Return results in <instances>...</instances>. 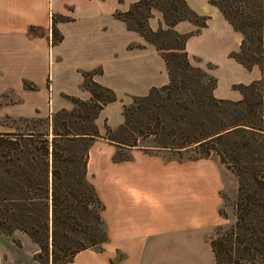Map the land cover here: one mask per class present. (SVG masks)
<instances>
[{
  "label": "crops",
  "instance_id": "obj_1",
  "mask_svg": "<svg viewBox=\"0 0 264 264\" xmlns=\"http://www.w3.org/2000/svg\"><path fill=\"white\" fill-rule=\"evenodd\" d=\"M138 1L0 0V120L29 119L38 113L47 117V107L71 110L74 104L66 96L91 101L83 74L92 72L91 80L116 97L95 119L99 135L121 126L128 99L146 97L169 84L160 53L115 17ZM184 1L199 16L211 14L207 26L186 42L187 56L193 58V39L204 36L216 45L213 19L230 25L209 0ZM53 21L61 36L55 45ZM148 26L152 31L165 27L162 13L153 11ZM195 29L188 21L174 27L179 34ZM51 49L53 55L59 54V62L52 65L50 80ZM59 82L66 86L57 88ZM235 93L229 100L241 98ZM213 94L225 99L218 93V83ZM118 150L104 138L93 140L89 147L86 178L104 204L107 241L101 250L79 252L74 264H205L208 253V264H213L211 234L219 220L223 188L215 162H180L172 153L169 158L167 153L137 147L129 149L128 160L116 161Z\"/></svg>",
  "mask_w": 264,
  "mask_h": 264
},
{
  "label": "trees",
  "instance_id": "obj_2",
  "mask_svg": "<svg viewBox=\"0 0 264 264\" xmlns=\"http://www.w3.org/2000/svg\"><path fill=\"white\" fill-rule=\"evenodd\" d=\"M209 4L215 6L233 31L241 36L238 52L230 53L229 57L248 71L256 66L260 78L233 89L241 95L238 101L210 97L205 102L209 107H184L193 118L184 121L186 111L177 114L180 116L176 119L179 122L175 134L179 139L175 146L165 148L174 152L203 150L201 158L214 152L237 179L235 222L210 242L214 264H264V0H209ZM142 6L147 7L146 13H141L143 18L136 20L137 28H132L128 17ZM152 9L162 13L166 29L152 31L148 28ZM119 14L115 16L127 29L138 32L165 61L169 84L160 90L169 92L174 84L176 86L179 75L183 84L191 81L186 74L192 68L185 45L207 26L208 17L197 15L184 0H139L129 11ZM183 21L192 23L196 29L186 34L177 33L174 27ZM157 36L169 37L177 45L164 49L155 40ZM60 40L53 21L52 44ZM179 57L183 59L182 67ZM171 59L178 60L175 73ZM201 72L208 77L205 71ZM83 75V87L91 93V101L100 105L92 115L89 131L73 134L66 125L59 131L56 120L64 122V116L73 114V111L61 109L55 113L50 144L45 140L48 131L0 134V235L11 236L14 231L26 234L39 249L33 260L40 264H70L79 252L98 245L102 247L107 241L102 219L104 204L86 179L88 150L96 138H104L122 148L136 146L135 139L131 144L115 139L112 135L115 130L110 128L106 129L104 137L99 135L95 119L104 106L116 101V97L111 90L91 80L92 72ZM208 79L214 90L216 79ZM25 86L34 88L28 83ZM97 90L106 92L109 97L103 98ZM66 99L77 100L70 96ZM126 126L127 120L117 132ZM83 143V169L76 174L74 169L79 166L76 156ZM86 191H89L90 201L85 196ZM89 202L96 205L93 213Z\"/></svg>",
  "mask_w": 264,
  "mask_h": 264
},
{
  "label": "rangeland",
  "instance_id": "obj_3",
  "mask_svg": "<svg viewBox=\"0 0 264 264\" xmlns=\"http://www.w3.org/2000/svg\"><path fill=\"white\" fill-rule=\"evenodd\" d=\"M146 9V6L134 9L133 15L128 17V23L132 28H137L136 20L143 18L141 13H146ZM153 11L159 10L152 9L151 14ZM117 13L119 14V12ZM204 17L211 19V14H204ZM50 18L52 20V15ZM149 19L147 21V26ZM166 28L167 27L165 26L161 29ZM211 29V31L217 35L216 45L215 43L214 45L207 43L204 36L191 41L190 49L193 51L195 57L188 58L189 65L192 70L186 71V74L191 78V81H187L183 84L182 77L179 75L176 86L174 84L169 92L153 90L148 97L128 99L129 104L123 106L122 111L124 122L127 120V126L119 132L115 129V132L112 133V135L115 139L124 140L129 144H131L135 139V147L143 149L148 153L164 152L167 153L169 158L172 153L175 159L180 162H193L200 159H209L212 163L215 162V166L222 173L223 188L220 192L222 203L219 208V220L213 227L211 234L212 240L223 233L235 222L234 201L238 187L237 179L224 167V165L219 162L218 156L214 152H211L210 156L207 158H201L203 157V150L174 152L173 150L165 147L175 146V142L179 139V136L175 134V127L179 122L176 119L180 116L177 114L186 111L184 107H209L205 102L210 99V97H214V90H212V82L209 81L208 78L211 77L216 79V86L218 83V93L224 96V100H229L230 96L236 94L233 89L237 88L240 84L248 85L252 81L258 80L260 78V71L256 66L253 67L252 70L248 71L229 57L230 53L238 52L241 41V36L234 32L230 26L222 24V20L219 21L218 19H213ZM155 40L164 49L177 45L173 39L169 37L166 38L157 36L155 37ZM225 51H228V60L224 56ZM163 53L170 55L168 54V51H164ZM58 55L59 54L57 53L53 55L52 49L49 51L48 64L50 80L52 75V65L56 61L59 62ZM178 60H180V66L182 67L183 59L179 57ZM178 60L171 59L174 73L175 63ZM62 66L64 68L65 63H63ZM181 70L178 69V72ZM64 71L66 72V76H68V65H66ZM201 71H205L208 77H204ZM64 86H66V84L64 85L61 82L57 84V88ZM98 91L103 98L109 97V94L106 92L97 90V92ZM71 102L74 104V107L67 111H73V114L64 116V122L56 120V126L59 131H63V125H66L71 133L83 134L90 130V127L92 126V115L98 110L97 107H100V105L98 102H84L78 99ZM47 108V117H41L38 113V115L29 119H1L0 134H27L30 130L36 134L47 133L48 131L49 136L46 137L45 140L47 139L48 144H50L55 113L61 109L55 110L54 107ZM185 113L187 114L184 121H189L193 118V114L189 113V111H186ZM94 140H97V138ZM84 148L85 146L83 143L81 145V150H79L78 155L76 156L79 160L78 168L74 169L76 174H80L83 169L82 154ZM118 148L119 150L117 152L116 159L123 160L129 158L130 148ZM60 167L62 171H64L63 164H61ZM61 187L64 190V185ZM88 192L89 191L85 192V196L89 199L90 194ZM89 207L92 210V213L96 211V205L90 203ZM92 213L90 214L91 221H93ZM0 239V264H40L39 262L33 260V256L39 252V249L26 234L20 231H14L11 236L2 235ZM100 247L101 245H98L97 247H93L91 249L99 250ZM204 261L205 264L211 262L209 253L206 257H203V262ZM58 264H60V262ZM70 264H74V259Z\"/></svg>",
  "mask_w": 264,
  "mask_h": 264
}]
</instances>
